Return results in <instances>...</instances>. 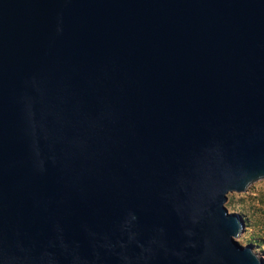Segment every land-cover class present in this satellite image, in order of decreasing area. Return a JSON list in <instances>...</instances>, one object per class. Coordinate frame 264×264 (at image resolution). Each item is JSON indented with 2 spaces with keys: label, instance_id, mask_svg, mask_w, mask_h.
I'll return each mask as SVG.
<instances>
[{
  "label": "water",
  "instance_id": "1",
  "mask_svg": "<svg viewBox=\"0 0 264 264\" xmlns=\"http://www.w3.org/2000/svg\"><path fill=\"white\" fill-rule=\"evenodd\" d=\"M261 179L264 0H0V264H264Z\"/></svg>",
  "mask_w": 264,
  "mask_h": 264
},
{
  "label": "rangeland",
  "instance_id": "2",
  "mask_svg": "<svg viewBox=\"0 0 264 264\" xmlns=\"http://www.w3.org/2000/svg\"><path fill=\"white\" fill-rule=\"evenodd\" d=\"M225 205L230 212L240 214L244 220L239 243L250 245L264 262V179L253 183L245 193L230 192Z\"/></svg>",
  "mask_w": 264,
  "mask_h": 264
}]
</instances>
